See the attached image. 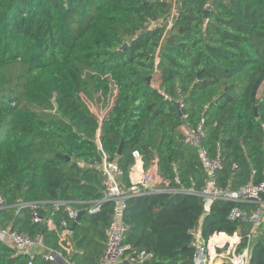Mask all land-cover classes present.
<instances>
[{"label": "trees", "instance_id": "1", "mask_svg": "<svg viewBox=\"0 0 264 264\" xmlns=\"http://www.w3.org/2000/svg\"><path fill=\"white\" fill-rule=\"evenodd\" d=\"M86 102L100 105L103 118ZM201 121V147L221 156L217 187L236 191L260 183L264 0H0L2 226L60 250L45 220L57 225L68 221V208L84 211L69 238L70 259L98 264L112 204L94 215L86 209L102 198V158L123 170L126 187L137 152L144 167L157 162L174 192L128 200L126 256L150 257L118 264H193L192 232L199 226L204 240L237 231L245 237L248 222L227 216L234 207L255 205L218 200L203 216L196 193L205 173L198 149L180 131ZM55 201L65 205L51 215ZM36 202L44 208L14 207ZM33 211L44 221L34 223ZM0 264H28V257L0 243ZM33 264L55 263L36 256ZM249 264H264V224Z\"/></svg>", "mask_w": 264, "mask_h": 264}, {"label": "built area", "instance_id": "2", "mask_svg": "<svg viewBox=\"0 0 264 264\" xmlns=\"http://www.w3.org/2000/svg\"><path fill=\"white\" fill-rule=\"evenodd\" d=\"M86 103L89 109H91V106L95 108L90 102ZM104 112L105 111L102 110L100 119L103 118ZM202 126L203 121L194 129L182 126L180 131L184 141L188 145L198 149L200 164L205 173L203 187L196 193L202 199L203 216L209 214L211 206L218 200L255 205V208L252 211H247L234 207L227 216L229 221L241 220L249 224V230L245 237H243L245 239V246L242 249H240V245L243 238L240 231L235 232L231 237L227 236L225 233H218L204 240L200 226L193 230L192 234L195 239L196 247L193 264H249L252 243L256 237H258L259 231L264 224V178L258 184L249 183L236 191L218 188L216 185V174L222 168L221 156L217 154L215 157H210L205 149L201 147L202 140L204 139ZM95 143L99 148V131L96 134ZM133 157L134 161H140V156L137 152L133 153ZM100 171L102 177V198L95 201L86 209L89 215H94L99 212L103 203L108 202L112 204L111 222L105 230V249L98 264H118L128 259L133 262H143L145 259H148L150 255L144 252H133L131 256H126V252L130 247L123 245V236L127 229L124 221V213L128 200L145 195L172 193L174 191L168 189V182L160 175L156 174L154 170H148L142 173L141 177L136 182L132 183L129 187H124L122 184V178L124 177L123 170L116 167L114 164L111 165L105 156L102 158ZM51 205L52 215L53 212L57 211L60 206H64L65 203L55 201L52 202ZM44 206V202H36L20 203L14 207L19 211L25 207L36 209L39 207L44 208ZM3 208H5L4 200L0 196V210ZM78 213L79 210L68 208V221L61 219L57 225L51 218L45 220L48 230L55 233L60 250H53L46 247L43 244L42 238L39 236L31 238L25 233L17 232L12 228L11 224L5 226L0 224V243L12 248L16 256L28 257V264H33V260L36 256H40L41 260L45 262L75 264V262L70 259L71 254L74 253V249L69 238L72 234L70 231V223H73ZM32 221L34 223H41L44 219H42L37 212L33 211ZM222 236H224V238L221 239ZM232 247H234L233 257L229 259L227 255Z\"/></svg>", "mask_w": 264, "mask_h": 264}, {"label": "crops", "instance_id": "3", "mask_svg": "<svg viewBox=\"0 0 264 264\" xmlns=\"http://www.w3.org/2000/svg\"><path fill=\"white\" fill-rule=\"evenodd\" d=\"M158 164L156 161H152L150 164H148L147 167H144V164L140 161H134V165L129 170V186L136 182L142 175V173L148 171V170H154L156 174H158ZM161 176V174H160ZM125 177L122 178V183L125 185L124 180ZM126 186V187H129Z\"/></svg>", "mask_w": 264, "mask_h": 264}, {"label": "water", "instance_id": "4", "mask_svg": "<svg viewBox=\"0 0 264 264\" xmlns=\"http://www.w3.org/2000/svg\"><path fill=\"white\" fill-rule=\"evenodd\" d=\"M207 15H208V11H205V13H204V21H206V19H207ZM127 43H124L123 44V46L119 49V50H124L125 48H127ZM148 82H150V79L148 80ZM175 106H176V108H177V111L179 112V114L181 115V110H180V102H176L175 103ZM123 140L121 141V143H120V146H119V148H118V150H117V156H120L121 154H122V150H123ZM161 173H160V168H158V175H160ZM84 214V211H79V213H78V215H77V217H76V219L73 221V223L71 224V227H70V231L71 232H73L74 231V229H75V227L78 225V223H79V220H80V217L82 216ZM233 248L234 247H232L231 249H230V251H229V254L227 255V257L229 258V259H232V257H233ZM124 262H126V261H124Z\"/></svg>", "mask_w": 264, "mask_h": 264}, {"label": "rangeland", "instance_id": "5", "mask_svg": "<svg viewBox=\"0 0 264 264\" xmlns=\"http://www.w3.org/2000/svg\"><path fill=\"white\" fill-rule=\"evenodd\" d=\"M107 91V90H106ZM83 97H85V94L84 93H82L81 94ZM111 95H113V93H111ZM110 95V96H111ZM96 97H97V95H96ZM91 99L93 100L94 99V97L92 96L91 97ZM91 100V101H92ZM95 100V99H94ZM102 101L100 100V101H97V104H100ZM91 105H93V103L91 102L90 103ZM91 111H92V113L93 114H95L98 118H100L101 116H102V114H101V112H102V110H101V107H100V105H99V108L96 106L95 108H93L92 106H91V109H90Z\"/></svg>", "mask_w": 264, "mask_h": 264}, {"label": "bare ground", "instance_id": "6", "mask_svg": "<svg viewBox=\"0 0 264 264\" xmlns=\"http://www.w3.org/2000/svg\"><path fill=\"white\" fill-rule=\"evenodd\" d=\"M221 239H222V237H221ZM234 240V239H233Z\"/></svg>", "mask_w": 264, "mask_h": 264}]
</instances>
